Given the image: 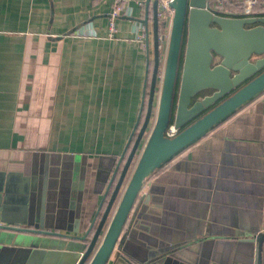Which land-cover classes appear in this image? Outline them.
I'll return each mask as SVG.
<instances>
[{"label": "crops", "instance_id": "0c3cea01", "mask_svg": "<svg viewBox=\"0 0 264 264\" xmlns=\"http://www.w3.org/2000/svg\"><path fill=\"white\" fill-rule=\"evenodd\" d=\"M242 1L211 7L238 16ZM111 10L112 0H0L6 222L83 232L101 180L143 119L153 65L151 37L148 52L137 41L144 8L130 3L109 38ZM251 14L264 15V0ZM139 198L124 228L137 232L131 250L118 245L108 264H264V240L246 241L264 235V94L156 171ZM5 247L0 264H12Z\"/></svg>", "mask_w": 264, "mask_h": 264}, {"label": "water", "instance_id": "95a60500", "mask_svg": "<svg viewBox=\"0 0 264 264\" xmlns=\"http://www.w3.org/2000/svg\"><path fill=\"white\" fill-rule=\"evenodd\" d=\"M139 1L144 17L135 21L145 28L147 52L151 37L153 55L143 119L136 122L123 152L101 180L100 201L83 232H55L57 227L45 220L22 222L27 227L21 228V223L0 218V243L13 251L12 264H108L118 245L128 254L137 232L124 228L142 200L145 183L264 94V15L225 14L211 7L214 0H170L173 17L161 57L164 21L158 14L165 10L160 0ZM170 126L177 131L172 138L166 136ZM263 240L259 235L246 241ZM158 255L150 253L149 260Z\"/></svg>", "mask_w": 264, "mask_h": 264}, {"label": "built area", "instance_id": "2783aa9c", "mask_svg": "<svg viewBox=\"0 0 264 264\" xmlns=\"http://www.w3.org/2000/svg\"><path fill=\"white\" fill-rule=\"evenodd\" d=\"M170 0H160L159 6L165 10V14H158L159 18L161 21H164V25L162 26L161 33L159 35V40H160V55L161 57L165 53V46H166V40H167V35L169 31V27L171 24V20L173 17V11L167 6V3ZM217 3H221V0H216ZM132 2H136L140 6L142 5V2L139 0H112V10L109 16V38L114 37V33L116 32V27H115V22L118 18L127 15L128 13V7L129 4ZM257 3V0H243L242 2V13L249 15L253 11L254 5ZM137 41L141 44V46H146V37L143 35H139L137 38ZM162 59V58H161ZM177 131L174 129L173 126H170L167 131H166V136L169 138H172L175 136Z\"/></svg>", "mask_w": 264, "mask_h": 264}, {"label": "rangeland", "instance_id": "374dc122", "mask_svg": "<svg viewBox=\"0 0 264 264\" xmlns=\"http://www.w3.org/2000/svg\"><path fill=\"white\" fill-rule=\"evenodd\" d=\"M17 241H20V242H17L18 244L22 242L21 240H17ZM37 244H42V243L41 242H37ZM9 247L12 248L13 246H9ZM11 250H13V249H11ZM115 251L119 253V249H116ZM12 253H13V251H6V253H5L6 255L4 254V256H3L4 259L7 260L8 257L10 256V254H12Z\"/></svg>", "mask_w": 264, "mask_h": 264}, {"label": "flooded vegetation", "instance_id": "af4514ba", "mask_svg": "<svg viewBox=\"0 0 264 264\" xmlns=\"http://www.w3.org/2000/svg\"><path fill=\"white\" fill-rule=\"evenodd\" d=\"M263 70H264V68H263L262 70H260V72L263 71ZM228 96H229V95L225 96L224 98H222L221 100H219L218 102H216L214 105L218 104L220 101H222L223 99H225V98L228 97ZM214 105H213V106H214ZM213 106H212V107H213Z\"/></svg>", "mask_w": 264, "mask_h": 264}, {"label": "trees", "instance_id": "16d2710c", "mask_svg": "<svg viewBox=\"0 0 264 264\" xmlns=\"http://www.w3.org/2000/svg\"><path fill=\"white\" fill-rule=\"evenodd\" d=\"M243 2V1H242ZM242 2H241V4L240 5H238V10H241L242 11Z\"/></svg>", "mask_w": 264, "mask_h": 264}]
</instances>
